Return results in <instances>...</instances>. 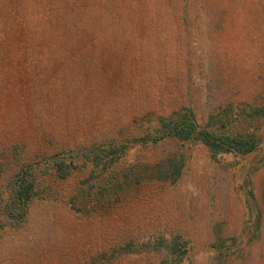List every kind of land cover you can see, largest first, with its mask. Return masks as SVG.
<instances>
[{
    "label": "rangeland",
    "instance_id": "1",
    "mask_svg": "<svg viewBox=\"0 0 264 264\" xmlns=\"http://www.w3.org/2000/svg\"><path fill=\"white\" fill-rule=\"evenodd\" d=\"M113 1L115 18L122 8ZM160 2H146L156 29L130 28L112 47L80 49L83 63L32 76L3 61L0 48V193L18 171L14 151L36 164L40 147L67 155L109 135L139 138L155 114L191 109L202 127L245 119L261 148L240 156L176 141L136 144L98 167L76 163L66 180L33 165L35 196L20 226L0 229V264H101L104 249L111 264H159L151 252L159 236L186 244L182 264H264V0H193L189 17L175 21ZM10 45L21 47L19 33ZM172 153L183 159L177 178L167 174Z\"/></svg>",
    "mask_w": 264,
    "mask_h": 264
},
{
    "label": "trees",
    "instance_id": "2",
    "mask_svg": "<svg viewBox=\"0 0 264 264\" xmlns=\"http://www.w3.org/2000/svg\"><path fill=\"white\" fill-rule=\"evenodd\" d=\"M167 1L173 21L179 19L180 13L185 18L189 17L193 0H161L160 3ZM83 2L88 5L82 6ZM146 2L147 0H120L121 12L113 18L112 9L115 7L113 0L111 3L110 0H0V48H5L2 60L22 63L32 76H36L35 69L40 67L47 69L51 64L71 62L70 64L76 65L86 62L85 55L78 53L80 49L101 45L112 47L114 37L117 34H128L125 32H129L130 28H136L138 31L146 27L156 29L158 25H149L146 22ZM208 8L206 7L205 12L211 13L212 9ZM15 32L19 33L21 39L19 49L10 45L12 34ZM126 40L125 38L121 40L124 46L127 45ZM90 58L92 63H95L93 55L88 57ZM257 108H252L253 113L258 112ZM155 115L157 116L155 122L148 125L139 138L116 139L109 135L103 139V144L92 145L89 148H80L73 144L67 149V155H64L65 152H57L50 156L40 147V150L36 151V157L43 159V162L36 164L44 165L53 177L66 180L74 175L76 163L90 162L93 167H98L104 158H118L136 144L144 147L176 141L201 144L212 155L240 156L250 155L261 148V136L249 133L245 129L244 125L247 123L245 119L236 125L229 124L226 118L223 119L225 123L220 125L210 120L208 127H202L197 124L191 109ZM93 146L103 148L101 150ZM13 154L18 171L7 179L6 190L0 193V229L4 228V222L16 228L25 221L37 187L33 166L36 164L27 160L26 155L29 153L21 152L18 155L14 151ZM167 163L169 165L167 174L173 178L179 177L183 159L177 153H172L168 156ZM150 245L149 247L153 246L151 252L154 251L163 258L159 264H182L187 255L186 244L180 242L178 238L167 239L166 236H159L154 245ZM120 246L129 248L136 244L122 243ZM107 253L109 252L104 249L101 264H111L112 258L107 257ZM132 256L129 252L125 257L131 260ZM134 261L137 264H144L140 257Z\"/></svg>",
    "mask_w": 264,
    "mask_h": 264
}]
</instances>
